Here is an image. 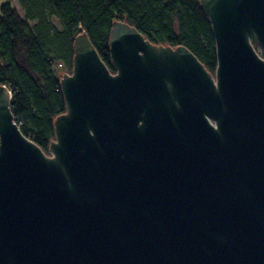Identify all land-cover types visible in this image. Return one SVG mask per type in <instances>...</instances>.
<instances>
[{"label":"water","instance_id":"1","mask_svg":"<svg viewBox=\"0 0 264 264\" xmlns=\"http://www.w3.org/2000/svg\"><path fill=\"white\" fill-rule=\"evenodd\" d=\"M215 74L115 21L61 78L51 156L0 86V264H264V0H200Z\"/></svg>","mask_w":264,"mask_h":264},{"label":"trees","instance_id":"2","mask_svg":"<svg viewBox=\"0 0 264 264\" xmlns=\"http://www.w3.org/2000/svg\"><path fill=\"white\" fill-rule=\"evenodd\" d=\"M17 2L22 15L11 2L0 8V86L12 93L11 108L23 134L46 154L56 137L55 120L67 111L60 82L73 71L74 42L81 33L87 34L111 72V30L115 21H122L152 44L187 47L215 74V37L200 0Z\"/></svg>","mask_w":264,"mask_h":264},{"label":"rangeland","instance_id":"3","mask_svg":"<svg viewBox=\"0 0 264 264\" xmlns=\"http://www.w3.org/2000/svg\"><path fill=\"white\" fill-rule=\"evenodd\" d=\"M7 2H11L15 7L17 6V9H18L19 14L22 15V10L19 7L18 2L16 0H0V8H1V6L4 3H7ZM53 21H54V23L57 26H59V27L61 26L60 25V21H59V19L57 17L54 16L53 17ZM255 48H256L257 52L261 55L262 54V48L260 46H257V45H255ZM65 74H70V73H65ZM46 155L51 156L50 148H49V154H46Z\"/></svg>","mask_w":264,"mask_h":264},{"label":"built area","instance_id":"4","mask_svg":"<svg viewBox=\"0 0 264 264\" xmlns=\"http://www.w3.org/2000/svg\"><path fill=\"white\" fill-rule=\"evenodd\" d=\"M59 66H61V64H59Z\"/></svg>","mask_w":264,"mask_h":264},{"label":"crops","instance_id":"5","mask_svg":"<svg viewBox=\"0 0 264 264\" xmlns=\"http://www.w3.org/2000/svg\"><path fill=\"white\" fill-rule=\"evenodd\" d=\"M17 1V0H16ZM16 8H17V6H16Z\"/></svg>","mask_w":264,"mask_h":264}]
</instances>
